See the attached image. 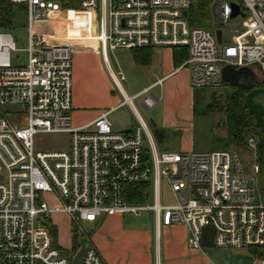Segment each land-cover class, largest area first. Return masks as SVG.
Masks as SVG:
<instances>
[{"label":"built area","instance_id":"2783aa9c","mask_svg":"<svg viewBox=\"0 0 264 264\" xmlns=\"http://www.w3.org/2000/svg\"><path fill=\"white\" fill-rule=\"evenodd\" d=\"M9 1L24 8L28 45L26 62L14 63L13 38L0 29V264H78L82 247L79 264H106L81 224L146 212L154 215L157 228L185 226L190 251L203 250L204 227L214 230L213 247L264 250V200L253 135L246 138L253 165L245 174L235 149L160 150L140 117L128 132L112 129L114 110L75 127L72 50L50 42L56 20L95 22L104 54L187 49L188 58L179 67L188 70L192 89L221 87L222 71L231 67L250 68L252 83L264 92V0H212L208 29L192 25L191 0ZM63 2L77 3L85 15L67 10ZM232 19H240L239 29L224 38ZM216 30H221L220 44ZM113 78L117 87L124 81L121 71ZM139 97L145 108L154 106L148 89L125 103L131 106ZM46 134L66 135V146L39 147L37 137ZM161 182L173 196L171 205L159 203ZM143 185H148V200L129 202L133 189ZM53 216L69 221L67 248L52 234L57 231ZM252 264H264V257H255Z\"/></svg>","mask_w":264,"mask_h":264},{"label":"crops","instance_id":"0c3cea01","mask_svg":"<svg viewBox=\"0 0 264 264\" xmlns=\"http://www.w3.org/2000/svg\"><path fill=\"white\" fill-rule=\"evenodd\" d=\"M79 28L86 31L85 36L82 38L70 36L69 32L72 29ZM51 30L48 29L52 32L50 35L52 44L68 45L72 50V125L83 126L103 112L110 110L115 112L122 103L125 104V98H132L148 89L154 99V106L145 108L142 103L140 105L145 111L159 107L151 121L154 128H149L131 105L136 120L140 117L151 132L158 131L159 143L162 145L172 133H177L181 137L191 133L194 115L193 89L190 87L188 70L174 67L172 49H154L148 66H137L131 59L130 67L141 69L146 78L142 87L133 91L132 95H127L122 83L118 87L115 84L113 75L120 69L117 65H112L109 59L114 52L104 54L102 50L98 23L56 20L52 23ZM157 88H160L162 93L151 94V91ZM115 89L120 98L114 94ZM163 148L166 149V146ZM190 151H195L192 146ZM122 215L125 214L100 218L102 222L98 223L99 229L94 234L93 245L106 264H197L196 260L201 258L200 252L187 248L188 232L185 226L157 228L154 224V228L129 227L123 224ZM97 222L94 225H97ZM68 238L70 242V229ZM251 256L252 260L256 257L252 253Z\"/></svg>","mask_w":264,"mask_h":264},{"label":"rangeland","instance_id":"374dc122","mask_svg":"<svg viewBox=\"0 0 264 264\" xmlns=\"http://www.w3.org/2000/svg\"><path fill=\"white\" fill-rule=\"evenodd\" d=\"M65 8L67 10L69 9L71 12L76 13V15H85V13L80 10L79 5L75 2L72 3L71 6H65ZM97 21H99L98 18ZM239 21L240 19H232L229 21L228 26L223 29L224 38H226L230 34L229 32L231 30L239 29ZM211 22L212 21L210 15L209 17L202 15L200 16L197 14L193 16L191 15V23L195 27L208 29L211 26ZM45 31H48L47 27L45 28ZM9 32L13 38L16 48V52L12 54L11 59L14 63L16 62L24 64L27 58L25 49L28 45V30L25 24V17H17V20L14 22L13 27L11 30H9ZM69 34L72 37L82 38L86 35V31L80 28L72 29ZM109 59L112 65H117L122 72L125 79V81L122 82V87L127 95H132L133 91H136V89L144 85V79L146 77L144 76V73L140 71L141 69L130 67V62L132 59L131 51L122 49L117 50L113 53V55L109 56ZM226 89V85L218 88L195 89L197 94L195 107L196 110L191 122V133L185 137H181L177 133H172L167 139V142L163 143V145L159 143V141L154 137L158 148L162 151L171 153L188 152L190 151L191 146L195 151L201 152L225 151L233 149H221V147H223L224 145L226 137V131L222 125L224 121L223 115L221 113H206L205 111L206 104L214 103L216 98L223 94ZM160 93H162L160 92V88L151 91V94L153 95H160ZM114 94L118 98H120L119 93L116 89L114 90ZM141 99L142 97L132 100V106L140 115V117L145 121L148 127L152 128L151 121H153V114H155L156 110H158L159 107L151 109L149 111H145L140 105ZM254 103L261 105L264 109V94L257 95L254 98ZM109 121L112 124V129L115 131H123L137 125V120L132 112V108L127 103L113 112V114L109 116ZM36 141L38 142V146L41 148L60 150L66 146L67 136L46 134L38 136ZM163 146H166V149H164ZM235 150L238 152L239 158L242 162L244 173L250 174L251 166L253 165V159L247 146L245 145L244 149ZM149 202L151 203L150 200ZM173 202L174 199L172 194L167 189L165 184L161 182L159 203L161 205H171L173 204ZM122 216L123 224L129 227L144 226L148 228H154L155 226V219L152 213H141L138 216L125 214ZM52 220L58 230V243L64 248H67L70 245L68 238V229H70L69 221L62 216H53ZM100 222H102V220H99L97 222V225L94 226H90L84 223L81 224L82 229L87 233L92 243H94V234L97 233ZM75 242L76 240L74 241V243ZM200 255L201 258H198L196 260L197 264H252L253 261L251 253L247 249L238 250L211 247L200 251Z\"/></svg>","mask_w":264,"mask_h":264},{"label":"trees","instance_id":"16d2710c","mask_svg":"<svg viewBox=\"0 0 264 264\" xmlns=\"http://www.w3.org/2000/svg\"><path fill=\"white\" fill-rule=\"evenodd\" d=\"M212 0H191V7L189 15H202L209 17V10ZM62 6H71L69 2H63ZM24 16V8L20 5H14L9 0H0V29L11 30L17 17ZM153 48L134 49L131 51L132 61L137 66H148L151 63ZM172 62L175 68H178L187 58V49L173 48L171 50ZM227 89L223 94L218 96L214 103H208L205 106L206 113H221L224 117L223 127L226 131V137L223 147L221 149L233 148L244 149L246 145V138L253 135L257 139V158L259 165V188L264 200V132H262L255 125L254 117L249 114L245 106V96L247 90L238 87H231L228 84ZM252 87L259 88V83H253ZM196 90L193 89V114H195L196 107ZM141 187L140 191L138 189ZM135 187L129 202L141 203L148 200V194L145 193L148 185ZM54 238H57V231H52ZM250 253L256 257L264 255V250L259 253V250H249Z\"/></svg>","mask_w":264,"mask_h":264},{"label":"water","instance_id":"95a60500","mask_svg":"<svg viewBox=\"0 0 264 264\" xmlns=\"http://www.w3.org/2000/svg\"><path fill=\"white\" fill-rule=\"evenodd\" d=\"M237 10L232 15V18L237 15ZM187 12L183 13V16L186 17ZM216 39L217 42L221 43V30H216ZM254 79V73L250 68H241L238 70H234L231 67H225L222 71V81L225 84L230 85L231 87H238L243 90H247V94L245 96V106L249 114L254 117L255 125L262 132H264V109L261 105L254 103V98L259 94H264L262 89H252V81ZM152 128L154 126L152 125ZM130 129L123 130L124 132H128ZM154 137L158 139V131L152 130ZM144 157H147V154H144ZM264 180V173H263ZM214 230L212 227H204L201 231V246L203 250L207 248L213 247L212 238H213ZM84 248L78 252L75 261L80 263V256L83 253Z\"/></svg>","mask_w":264,"mask_h":264},{"label":"flooded vegetation","instance_id":"af4514ba","mask_svg":"<svg viewBox=\"0 0 264 264\" xmlns=\"http://www.w3.org/2000/svg\"><path fill=\"white\" fill-rule=\"evenodd\" d=\"M252 85H253V83H252ZM252 89H257V88H255V87H252ZM158 138L160 139V136H158Z\"/></svg>","mask_w":264,"mask_h":264}]
</instances>
